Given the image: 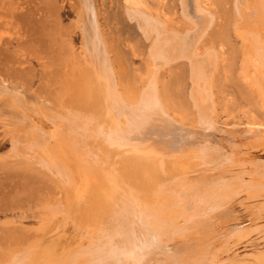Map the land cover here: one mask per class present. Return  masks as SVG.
<instances>
[{
    "label": "bare ground",
    "instance_id": "obj_1",
    "mask_svg": "<svg viewBox=\"0 0 264 264\" xmlns=\"http://www.w3.org/2000/svg\"><path fill=\"white\" fill-rule=\"evenodd\" d=\"M164 1L165 0H155L156 4L161 8L165 5ZM228 1L229 0H180L182 17L186 25L183 31H180L171 30L168 28L166 21L159 17L155 18V16L151 15L152 13L148 14L144 6L148 7V3H150L149 0H126L127 14L131 18H138L137 23L145 39L151 42L148 56L150 59L149 75L147 78L144 76L146 81L144 79L145 82L142 81L143 84L140 82V80H143V76L140 77V80H137V82L139 81V83L142 84V89L140 92L138 90L136 92V88L133 87L132 81L130 82L128 78L129 75L127 76L125 72H120V74L116 73L113 64L107 56V51H105L106 47L104 46V57L101 62V64H104L103 72L98 63L92 67V73H88L90 70L89 64L92 62H86L88 64V69L86 70L88 71L85 70L82 72L84 73V77L90 84L92 81H96L92 84L93 86L104 79V81H106L105 93L103 89L99 87L101 89L100 93L98 92L95 98H89L91 101L89 104L90 106L87 107V111L91 113H86L88 115L84 119L81 118V122L78 124L79 132L74 124L75 122L73 123L71 119L69 121V116L68 118L63 116L67 119V121H64L66 127L63 128L67 129L65 135H68V137H72L70 135H73L75 138V140H73V138L66 137V145L69 144L71 140L76 143V141L82 137L83 144H81L83 149H81V146V148L77 146L75 150L82 151H80V158L84 164L80 165L83 170L79 172L77 177L75 173L71 175L69 173L64 182L60 180L61 177H59V175L57 176L60 181H56V179L52 178L49 182L53 180L58 183L61 182V184L57 186L55 184L54 189L49 187L51 183L46 185H49V188L44 187L45 184H43V181V183H36L40 190H45V188L49 189L48 193H44V200H46L47 206L50 208L49 212L53 211L54 213L56 211L58 213L59 211V213H66L71 211L77 200L80 199L81 204H79V209L83 212L84 216H89L88 219L85 220L87 225L82 228L81 232L84 231L89 233L93 231L98 243L97 245H91L89 248L78 252L73 250L71 248L73 243L72 238L67 235L65 225L63 228H60L61 226L58 225L60 222H57V225L54 223L56 227L53 229H56V231L52 229L50 232L39 236L37 240H32L27 243H24L26 240L22 239L17 228L6 226L7 230L0 233V264H45L44 260L46 261V259L40 258V256H45L46 254H48L46 256H50L48 258H53L49 260L50 263L48 261V264H80V259L84 257L88 259L86 264H100L101 261H103L104 264H117L115 259L108 258L106 254L99 251V249H104L106 253L107 250L112 248L122 250L127 254L125 257L120 258L119 264H216L214 257L217 255V252L221 251L226 253L229 242L235 237L240 236V240L246 238V235L241 236L246 232L244 227L237 226L230 227L226 229V231L220 230V226H224V224L236 219L230 209V198L227 196V191L233 188L232 182L224 179L222 170L227 164L230 166L239 164L235 156L236 152L240 151L243 146L237 143V130H226L227 135H224L222 138L217 137V133L223 132L224 134L225 130L215 118V115L219 113L216 111L217 108L214 100V93L216 92L213 93L212 90L214 82L218 83V81L216 82V80H218L216 76H218L217 73L220 72V69L218 70L221 64L220 59L223 58V61L227 60L225 55L231 54V50L228 47L231 43L229 42L230 39H228L230 37L227 36L228 27L226 24L230 22H227V18H230V14L228 15L229 9L226 8ZM39 3L37 0H0V9L3 10V14L6 16L5 18H8L11 23L20 26L24 33L35 38V35L39 32H46V21H50L48 20L50 19L48 17V4H45L44 1L42 3L43 5ZM83 3H85V5H83L85 6L84 10H86L84 12L90 15L89 21L91 23L93 22L92 36L94 38V35H96L98 41L102 43L103 36L100 33V24L98 25L95 7L93 8L90 0H84ZM233 4L235 12L232 13H235V15H232L234 22H231L232 24L234 23L235 30L238 31L237 33L243 38V58L245 59L242 60L245 61H242L244 67L239 77L241 83L240 81L234 83V76H232L233 79H230L231 76H228L230 68L228 67V62L222 64L223 80L220 79L222 80L223 90L218 91V94H221L219 92L223 93V96L221 95L222 97L219 95L222 98V102L219 101L223 106L219 104V108L220 111L233 112L227 110L231 107L228 103L229 100H227L231 96L229 97L225 94L228 91V87H231L234 90L233 92H235V94L237 93L241 102L246 99L251 107L254 106L256 109L258 108L259 113H264V109H262L263 103L259 99V97L264 95V74L261 70V68L264 69V0H234ZM216 5L219 7L221 6L219 10L214 8ZM138 7L143 10L141 9V11ZM55 10L54 12L57 13L60 9ZM84 15L86 16V14ZM227 15L228 17L226 18ZM58 17H60V14ZM225 18L226 23H223ZM2 20L4 21L5 19ZM9 21H7V23H9ZM49 25L51 26V24ZM218 25H220V27L217 33L214 32V28ZM84 26H86V24H84ZM231 26L233 27V25ZM8 27L11 28V26ZM250 27L254 28L251 29ZM20 28L19 31H21ZM50 30L52 32V27ZM206 30L208 31L207 33L205 32ZM64 31L61 30V33L57 31L60 33L58 35H60L63 40L61 45L62 48L60 47L61 51L58 53V56L61 57V61L68 57L65 52L66 47H64V35H66ZM46 35L49 37L51 34H44V36ZM228 35L230 34L228 33ZM96 38L94 41H96ZM91 40L93 41V39ZM98 41H96V43H98ZM84 43H86V40H84ZM47 44L49 46L51 45L49 43ZM97 46L98 44L96 48ZM68 48L70 47L68 46ZM68 51L70 52L71 50ZM86 51L87 49H84V52ZM51 55L54 58L56 56V54L53 55V53H51ZM78 56L79 55L76 57ZM87 56L89 55L87 54ZM114 57H116L118 61L119 58L117 59V56ZM69 59L71 58H67V60ZM55 62L57 61L53 60V65ZM67 62L66 60L61 62V67L58 68L61 72H66L64 71L66 69L62 71V67L64 65L66 66ZM186 65L189 67L190 75L194 83L190 97L196 109V121L192 123L185 121L186 103L182 100L183 98L181 99L179 97L178 102H176V98L175 100L173 99L175 91L173 90L174 88L170 89L173 87L171 85L172 81H169L171 85H169L170 88L167 86L168 83L166 86L163 85L162 90H160L161 87L158 88V84H160L159 79L164 68H169L174 71L175 67L178 66L177 69H181L182 66L185 67ZM53 69L58 70L57 66ZM175 71L174 74L179 73L181 70L179 72H177V70ZM54 72L53 70L52 77L55 75ZM60 73H56L57 75L55 76L57 79H61L58 78ZM171 73L173 74L172 71ZM172 74L168 76H174V74ZM179 75L183 77L182 72ZM230 75L232 74L230 73ZM7 76L9 79H15L12 74H8ZM7 76L3 77L2 82H5L4 80ZM66 76L65 74V77ZM180 76L178 79H180ZM60 77H62V75ZM65 77L64 79L68 78V76ZM53 80L56 83L57 80ZM61 80L63 81V78ZM67 80L68 79L59 82L62 84L56 83L54 87L57 85L65 86L66 83L64 84V82H67ZM3 84L5 85L6 82ZM9 84L6 85L9 86ZM209 85L210 87H208ZM216 86L215 84V87ZM84 87H86V85H84ZM6 88L8 87H5V89ZM16 88H13V90ZM99 88H97L98 91ZM65 89L64 87V90ZM6 90L5 92L1 91V93L5 95L8 92H6ZM57 90L54 91L58 93ZM69 91H71L70 88ZM65 92H62L64 94H60L68 95V92L66 94ZM228 93L230 92L228 91ZM7 94H10L9 96L13 97L15 100L18 99L17 93L12 90ZM56 99H58V96ZM61 99L63 98L58 99V102L59 100L62 102L63 100ZM53 100L54 102L57 101L55 99ZM97 100H99L97 106L100 105L101 107L102 105L104 108L106 107L107 110L108 108L110 109V107L114 109V115L110 113L114 116V119L112 118L113 120H111L110 117L108 119L110 123L100 121L102 120L101 117L103 116V112L101 113L102 116L98 117L100 116V112L98 113L99 107L97 108L96 106ZM42 103L45 104L44 101ZM62 104L59 102L58 105L62 107ZM46 105L47 104L43 106ZM52 105L54 106L57 104ZM81 105L79 108H82ZM64 106L62 107V113L65 107H69ZM233 107L235 108V106ZM67 108L65 112L70 109ZM104 108L105 115L106 108ZM221 108L223 110H221ZM75 109L74 107L73 110ZM84 109H81L82 114L83 111H86ZM100 109H102V107ZM47 111L51 122L57 126L56 130H58V120L62 119L60 117L62 115L60 110H57L60 112V115L58 114L60 118L50 114V111L53 112V107H48ZM228 112L223 113L228 115ZM106 114L108 113L106 112ZM177 115L179 118H177ZM108 116L110 115L108 114ZM98 118L100 120H98ZM32 129L45 138L40 144L41 148H43L44 145L47 146V149L50 147V150L51 148L54 150L59 147L56 134L50 146L46 141V136L43 135L39 129ZM248 131L249 134L246 137H250L257 145L264 144V132H262L263 130L261 131V128H250ZM63 132H65V130ZM258 132L261 133V135H258ZM78 135H81L80 138ZM32 139L34 138H31V140ZM77 143L79 144L80 142ZM71 144H73V142H71ZM76 145L70 146L69 144V148H75ZM226 146L230 148V152L226 149ZM78 148L80 150H78ZM187 150H193L200 154L201 163L199 169L192 172H187L185 171L186 168L178 166V153L183 154V152ZM77 151L75 152L77 153ZM64 153L66 156L67 153ZM77 154L79 156V153ZM37 155H40V153ZM240 162L245 163V161ZM214 173H216L215 176H213ZM56 182H52L51 186H54L53 184ZM251 184L249 185L252 187L254 184ZM255 187L264 191L263 184H255ZM215 188L222 191L225 190L223 197L215 191ZM51 190H53V192ZM171 196L178 200V202H176L177 208L182 204L181 201L184 202L179 212L181 216L187 215V217L184 219V223L180 225L176 222V216L173 214L168 215L170 209L166 201H168ZM224 198H227L228 201H224ZM158 199L164 202H162V204L156 203ZM54 217L55 216H53V219L56 221L57 217ZM83 223L84 222L81 224ZM177 238L188 239V245L185 249L181 250L178 249V247L174 248L171 246V243ZM60 241L65 242L61 243L64 245L63 247H58L57 244ZM244 246L246 245H243V247ZM224 248H226V250H224ZM34 254H36V256ZM217 264L229 263L221 261Z\"/></svg>",
    "mask_w": 264,
    "mask_h": 264
},
{
    "label": "rangeland",
    "instance_id": "obj_2",
    "mask_svg": "<svg viewBox=\"0 0 264 264\" xmlns=\"http://www.w3.org/2000/svg\"><path fill=\"white\" fill-rule=\"evenodd\" d=\"M43 1L45 4L47 3L49 6L50 16L48 15V17L50 19L48 20H50L51 23L50 21H46L47 23L45 26L47 27L46 32H39L38 34L35 35L36 36L35 38L33 36H29L26 33H24L23 29L20 28V26L11 23L8 20V18H5L6 16L3 14V10L0 9V15H1L0 16L1 17L0 18V233L4 232V230H7V227H15L19 230L22 239L26 240L24 241V243H27L32 240H37L38 237L41 236L42 234L50 232L54 227H56V225L58 224L57 222H60L58 224L59 226H61L60 228H63L65 225L67 235L72 238L73 243L71 248L78 252L89 248L91 245H97L98 243L95 239L93 231H90L89 233L84 231L81 232L82 228L87 225L85 220L88 219L89 216L87 215L84 216L83 212L79 209V204H81L80 199L77 200L75 204L76 207L74 205V208L71 209V211H68L66 213L64 212L59 213V211L57 213L55 211L54 212L55 214L53 213V211L49 212L50 208L47 206L46 200H44L45 199L44 193H48L49 190L46 188L52 187V189H54L55 184L56 186L58 184H61V182L59 183L56 182L59 180L58 179L59 177H61L60 180H63L62 182H64L67 179L69 173L70 175L72 173L73 174L75 173L76 174L75 176L77 177L79 172H82L83 170L82 166L80 165V164H84L80 158L81 156L80 154L82 151L79 148L78 150H80L81 152L75 150L77 146L82 147L83 144L82 137L80 138L81 135H78L80 139H78L76 143L77 142L80 143L79 144L77 143L76 145V143L73 141L75 140L73 135L69 134L72 137H68V135L67 136L65 135V133H67V129H63L66 127L64 121H67L66 118H68L69 116V121L71 119L73 123L75 122L74 124L76 125L77 131L79 132L78 124L79 122H81L80 121L81 118L84 119L90 112L87 111L88 110L87 107L90 106L89 104L91 101L89 100V98L90 99H92L91 97L95 98L96 94L98 92L100 93L101 89H103V92L105 93L106 81H104L103 78H102L103 80H101L100 83H97V85L93 86L92 84L95 83L96 81H92L91 84L88 83V81L84 77V73H82L86 69H88V64L86 62L89 61H91L92 63L89 64L90 70L89 71L86 70L88 71V73L90 72L92 73L91 71L93 70L92 67L98 63L99 66L102 68V72H103L104 64L103 63L101 64V62L104 57V53H103L104 47H106L105 51H107V56L109 57L111 63L113 64L116 73L120 74V72H125L127 76L129 75L128 78L130 82L132 81L133 83L132 85H134L133 87L136 88L135 89L136 92L137 90L140 92L143 84L142 81H144V79L146 81V78L149 75L148 72L150 69V62H149L150 59L148 58V56H149V49L151 42L150 40L145 39V36L142 30L140 29L139 24L137 23L138 18L135 19L131 18L127 14L128 12H127L126 0H93V1L90 0L93 8L95 7L94 8L96 10L95 12H97V17H98L97 21H98V25L100 24L99 29L101 35L103 36L102 43L98 41L96 35H94V38L92 36L93 22L91 23L89 21L90 15H88L87 12H84L86 11L84 10L85 9L84 6L85 3H83L84 0L81 1L80 0H37V2L38 3L40 2L39 4L41 5H43L42 4ZM149 2L150 3H148V7L144 6L145 7L144 8L142 6L145 9V11L148 12V14L152 13L151 15L155 16V18L159 17L160 19L166 21V23L168 24V28H170L171 30L183 31L186 25L182 17L180 0H165L164 1L165 5L162 8L158 4H156L155 0H149ZM233 2L234 0L233 1L229 0L226 5V8L229 9L228 15L230 14L229 15L230 18L229 19L227 18L228 15L226 16V18L228 20L227 22L229 21L230 22L226 23V18L223 21V23L225 22L228 27L227 36L230 37L228 39H230L229 42L231 43L228 47L231 50V54L225 55V58H227V60L223 61L222 60L223 58L220 59L221 66L219 65L218 68V70L220 69V72L217 71L219 73H217L218 76H216L218 79L216 80V82L218 81L219 84L214 82L212 90L213 93L216 92L214 93L215 95L214 100L217 108L216 111L219 113L215 115V118L220 123V125L223 126V129L225 130L224 134L223 132L217 133V137L222 138L224 135H227L226 130H237L238 131L237 143L243 145L242 149L240 151H237L235 156V159L239 161V164L235 166H230L229 164H227L226 167H224L222 170L224 179L230 180L232 182L233 188L229 189L227 191L228 193L227 192L226 193L227 196L230 198L229 199L230 209L232 211L233 216H235L236 219L224 224V226L223 225L220 226V230L226 231V229L230 227H237V226L244 227L246 229V232L243 233L241 236L246 235V238L240 240L239 239L240 236H238L232 239L227 246L228 250L224 248V250H226L227 252L226 253L221 251L217 252L216 253L217 255H215L214 257V261L216 264L221 261H225L229 264H264V191L263 190L261 191L259 190V188L255 187V184L264 185V144L257 145L255 141H252L250 139V137H246L249 134L248 129L250 128H257V129L261 128V131L263 130L262 132H264V113H259L258 108L256 109L254 106L251 107V105L248 104V101L246 99L244 101L242 100L241 102L239 96L237 95V93L235 94V92H233L234 90L231 87L230 88L228 87V91L230 93H228L227 91L225 94H227L229 97L231 96L230 98L227 99L229 100L228 101L229 106H231L227 110L233 112L230 113L227 111L228 112L227 115L225 114L227 113L226 111H220L219 108L220 105L223 106L220 103V101L222 102L221 97L223 96L222 95L223 93L219 92L221 94H218V91L223 90L222 64L228 62L229 64L228 67H230L228 76H231L230 79H233L232 76H234V80H235V81L233 80L234 83L240 81L239 78L240 73L242 68L244 67V63H242L243 61L242 59H245L243 58L244 56L243 38L237 33L238 31L235 30L234 23L232 24V22H234L233 21L234 19H232V15L233 16L235 15V13H232L235 12ZM216 6H214V8H216L217 10H219L221 7V6L220 7L219 6L216 7ZM55 9H60V10L56 13L54 12ZM59 14L60 17H58ZM84 14H86V16ZM2 19L9 21V23H7V21L5 20L3 21ZM49 24H51V26ZM84 24H86L87 27L84 26ZM231 25H233V27ZM8 26H11V28H9ZM51 27H52V32L50 30ZM219 27L220 25L216 26L214 28L215 30L214 32L218 33ZM19 28L21 31H19ZM250 28L252 29L254 27H250ZM60 29L63 31L66 30L64 31V33L66 32L65 33L66 35H64L65 38L64 47H66L65 52H66V56H68L67 58H71L69 60H67L66 58V59H62L61 61L60 60L61 57L58 56V53L61 51L62 48L61 45L63 41L61 36L58 35L61 33ZM57 31H59L60 33H58ZM82 32L84 33V35L87 36H84ZM205 32L207 33L208 31L206 30ZM228 33L230 35H228ZM44 34H51L49 35V37L50 36L52 37L49 38L47 37L48 35L44 36ZM29 37H31L32 39ZM95 38L96 41H98V43L94 41ZM91 39H93V41ZM84 40H86V43H84ZM47 43L53 46L51 45L49 46ZM97 44L98 46L96 48ZM68 46L70 48H68ZM84 49H87L88 52L87 51L84 52ZM68 50L71 51L69 52ZM110 52L112 57L110 55ZM51 53H53V55L56 54L55 58L58 57L56 58L57 60L51 55ZM87 54L90 57L87 56ZM77 55L79 56L76 57ZM114 56H117V59L119 58L118 61ZM53 60L57 61L55 62L57 69L61 67V62H64V60L68 61L67 62L68 65L66 64V66L68 67H66L65 65L63 66V64H65L66 62L62 64V66L65 67V68L62 67V71L66 69L64 70L66 72H61L60 69L58 70L53 69L54 67H56L55 63L53 65ZM69 62L71 65L69 64ZM122 64L124 65L123 70H122ZM82 67H83V71H82ZM177 68L178 66L174 68V71L175 70H177V72H179L180 70L181 71L175 74L174 71L170 70L169 68L167 69L164 68L162 70V74L159 79L160 84H158V88L161 87L160 90H162L163 85L166 86L167 83H168L167 86L169 88L171 85L173 86L170 88V89L174 88L173 90L175 91L174 92L173 90H171L172 92H174L173 99L175 100L176 98V102H178L179 97L181 99L183 98L182 100L185 101L186 103L185 121L192 123L196 121V109L194 108L192 99L190 97L194 83L192 81L190 70L187 65L185 67L182 66L181 69H177ZM53 70L55 71L54 72L55 75L61 72L59 75L60 76L62 75V77L58 75V78L61 79L63 78V81L68 79L67 82H64V84L66 83L65 86L57 85L59 88L57 86L54 87L56 83L62 84L59 82L60 81L63 82V81L61 79H57L55 75H53L52 77ZM261 70L263 71L264 74V69L261 68ZM171 71L173 72L174 76H168L172 74ZM181 72L183 73V77L182 75L181 76L179 75ZM62 73L64 74V77L66 74L68 78H66L67 77L66 76L65 77L66 79H64ZM230 73L232 75H230ZM8 74H12V76H14L15 79H9V77L7 76ZM5 76L7 77L5 78L4 81L6 82V84L10 83L9 86L6 84L4 85L3 83L5 82H2L3 77ZM144 76L146 78H144ZM179 76L180 79H178ZM140 77H142L143 80H140L141 79ZM52 78L57 80L56 83ZM137 80H140L142 84L139 83V81L137 82ZM169 81L170 82L172 81L171 85L169 84L170 83ZM215 84L217 85L216 87ZM84 85H86V87H84ZM5 87H8L9 89L6 88L7 89L6 90ZM64 87L67 89V90L65 89L66 92L64 90ZM208 87H210V85ZM13 88L16 89L13 90ZM69 88L71 89V91H69ZM97 88H99V91ZM5 90L6 92L7 91L9 92L10 90L16 92L18 95V99L15 100L13 99V97H10L9 96L10 94L9 95L7 94L8 92L5 95H3L1 91L5 92ZM54 90H57L58 93H56V91ZM62 92H65V94L68 92V95L67 94L61 95L60 93ZM219 95L222 96L220 97ZM55 96L56 97L58 96V99L63 98L61 100H63L64 102L63 101L61 102L60 100L59 102L61 104L63 103L62 104L63 106L64 104L65 106H69L68 108L70 109L66 110L65 112V109L67 107L64 106L65 109H63L64 112L62 113L63 106L60 107L58 105L59 102ZM53 99L57 100L55 101L56 103L54 102ZM234 99H235V104H234ZM259 99L262 101L263 103L262 109H264V95L259 97ZM22 100L24 101V103ZM43 101L45 102V104H47L46 105L47 107L43 106L45 105L44 103H42ZM49 101L52 104H57L59 107L57 105H54L57 106L54 107ZM86 102L88 105L86 104ZM98 103L99 100L96 101V106ZM79 104L82 106V108H79L80 107ZM230 104L232 105L234 104L233 106H235V108ZM48 107L49 108L53 107V112L50 111L51 112L50 114H53V116H56L58 118L60 117L62 118L58 120V124H59L58 130H56L57 126L53 122H51L50 117L48 116V111H47ZM74 107L76 108L75 110H73ZM101 107L102 109H100ZM101 107L100 105L97 106L98 113L100 112L99 114L100 116L98 117H101L102 116L101 113L103 112V116H105L106 118L102 116L101 117L102 120H100L99 118L98 120L105 123L109 122L108 121L109 117L111 118V120H113L114 116H112L111 114L114 115L115 112L114 109L110 107V109L108 108V110L110 111H108L107 108L105 107L107 111L105 110V115H104V110H103L104 107L102 105ZM244 107H246L247 109ZM81 109L82 110L84 109L87 112L83 111L82 114ZM57 110H60L62 114L60 117H59L60 112ZM221 110L223 109L221 108ZM106 112L110 116H108ZM63 116L64 117L66 116V118H64ZM177 118H179L178 115ZM32 128L39 129L40 132L46 136L47 138L46 141L49 144L52 143L54 135L56 134L58 138L57 143L59 144V147L54 150L53 148H51L50 150V147L47 149V146L44 145L43 148H41L40 144L43 142V140H45V138H43L40 134L34 132V129ZM64 130L65 132H63ZM258 135H261V133L258 132ZM66 137L71 139L73 138V140L71 141L68 140V141L70 142L69 143L70 146L76 145L75 148L74 147L69 148V144L66 145V141H67ZM31 138L34 139L31 140ZM71 142L75 144L73 145L71 144ZM81 149H83V147ZM226 149L229 150L230 152V148L228 146H226ZM73 151L74 152L77 151V153H79V156L76 152L74 153ZM64 152L67 153L66 156ZM39 153L40 155H37ZM240 161H245V163ZM200 163H201L200 154L193 150H187L183 152V154L178 153V166L186 168L185 171L187 172H192L196 169H199ZM53 170L55 171L56 176L59 175V177L57 176L56 178ZM215 174L216 173H214L213 176H215ZM52 178L56 179V181L54 180L52 181V182H56L53 184L54 186H51L52 185L51 181L49 182V180H52ZM37 182H42L43 184H45V186L43 185L44 187H46L45 190L42 189L40 190L37 187L36 184ZM48 183L49 184L51 183L50 186L48 185L49 187L46 186ZM251 183L254 184L252 187H251L252 185ZM51 191L53 192V190ZM215 191L219 193L221 197H223L225 192V190L222 191L217 188H215ZM224 201H228L227 198H224ZM43 202L46 204V206ZM162 202L164 201L160 199L156 201V203L159 204H162ZM176 202H178V200L172 196L169 198L168 201H166L170 209L168 215L173 214L174 216H176L177 217L176 222L180 225L184 223V219L187 217V215L181 216L179 212L180 208L183 207L184 202L181 201L182 204L178 206V208ZM53 216L57 217L56 221L55 219H53ZM82 222L84 223L81 224ZM54 223H56V225ZM53 231H56V229H53ZM61 243H65V242L60 241L57 244L58 247L64 246ZM187 245H188V239L185 238H180V239L177 238L171 243L172 247L174 248L178 247V249L181 250L185 249ZM243 245L246 246L243 247ZM34 255L36 256V254ZM46 255L40 256V258L46 259L47 262L45 260L44 262L45 264H48V261L52 260L53 258H48L50 256H46ZM87 260L88 259L86 257L81 258L79 263L86 264Z\"/></svg>",
    "mask_w": 264,
    "mask_h": 264
},
{
    "label": "clouds",
    "instance_id": "obj_3",
    "mask_svg": "<svg viewBox=\"0 0 264 264\" xmlns=\"http://www.w3.org/2000/svg\"><path fill=\"white\" fill-rule=\"evenodd\" d=\"M101 253L106 254L108 258L115 259L117 261V264H119V260L121 257H125L127 254L119 249H109L106 251L104 249L99 250ZM100 264H104L103 261L100 262Z\"/></svg>",
    "mask_w": 264,
    "mask_h": 264
}]
</instances>
